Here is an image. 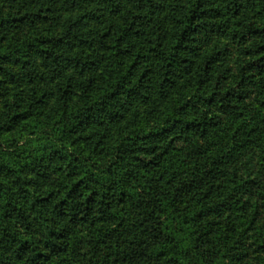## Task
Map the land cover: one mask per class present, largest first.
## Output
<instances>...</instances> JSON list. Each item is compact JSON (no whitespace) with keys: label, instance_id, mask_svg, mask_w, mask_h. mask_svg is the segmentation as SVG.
Listing matches in <instances>:
<instances>
[{"label":"trees","instance_id":"1","mask_svg":"<svg viewBox=\"0 0 264 264\" xmlns=\"http://www.w3.org/2000/svg\"><path fill=\"white\" fill-rule=\"evenodd\" d=\"M0 264H264V0H0Z\"/></svg>","mask_w":264,"mask_h":264}]
</instances>
